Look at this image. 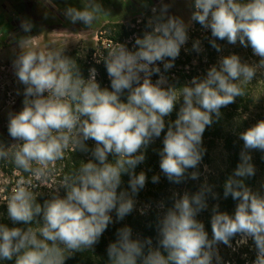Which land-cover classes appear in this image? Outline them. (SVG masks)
I'll use <instances>...</instances> for the list:
<instances>
[{"label": "clouds", "instance_id": "obj_1", "mask_svg": "<svg viewBox=\"0 0 264 264\" xmlns=\"http://www.w3.org/2000/svg\"><path fill=\"white\" fill-rule=\"evenodd\" d=\"M193 8L191 21L210 30L212 47L221 51L217 40L250 46L258 63L231 54L223 56L219 66H211L203 78L193 77L179 88L167 85L157 62L171 69L189 39V25L167 15L168 5L148 21L151 31L135 39V50L118 44L107 52L103 60L111 90L100 87L94 68L88 79L83 78L75 60L64 55V47L53 43L41 50L21 41L14 68L25 85V99L22 110L9 116L8 133L16 143L0 144V160L44 182L70 147L88 151L89 139L96 146L91 152L94 159L64 175L43 205L36 202L32 179L18 180L7 200V212L13 223L27 227L0 224V261L64 264L68 253L92 248L113 222V210L122 220L134 209V197L147 180L143 171L135 172L145 160L141 150L161 137L166 127L159 153L161 171L176 184L199 178L198 171L188 170L196 169L203 159L206 128L214 116L219 119L222 108L245 95L257 73L264 75V0H194ZM101 13L106 14L97 0H83L82 8L68 7L64 14L72 23L91 28ZM22 28L27 32L31 25ZM193 49L201 51L199 40L193 42ZM153 74H160L155 82ZM125 92L126 102L120 99ZM181 98L177 118L166 126L165 117ZM239 138L243 141L239 162L223 184L224 197L237 202L235 211L229 214L219 211V205L213 207L211 238L197 219L208 207V194L216 198L212 186L204 183L194 194H174L173 205L158 221L157 247H152L151 237L134 239L128 226L118 229L116 241L107 248L109 264H213L214 260L220 264L216 246L232 247L237 236V245L254 242L252 264H264V193L246 184L256 172L251 151L264 152V119ZM124 174L130 177V192L118 191ZM158 181L154 175L152 182ZM59 187L66 190L65 196L58 194ZM159 207L164 208V203Z\"/></svg>", "mask_w": 264, "mask_h": 264}, {"label": "rangeland", "instance_id": "obj_2", "mask_svg": "<svg viewBox=\"0 0 264 264\" xmlns=\"http://www.w3.org/2000/svg\"><path fill=\"white\" fill-rule=\"evenodd\" d=\"M9 2L13 4V0H0ZM24 1L25 9H5L3 4L0 5V24L10 22L11 19L13 21L12 26L14 25L16 30L13 32L11 36L6 41H0V128L7 129L9 123V116L11 114H16L23 108V101L25 99L24 96V88L25 85L19 82L18 77L15 73L14 61L21 53V41H25V47H35L41 50H46L47 46L50 44H55L57 48L64 47V53L71 52L76 49H81L82 56L88 57L91 51L90 43H96L99 41L101 37V33L104 32V23L107 21L113 22L120 20L123 18L124 14H116L115 9L106 8L104 13L106 14H98V18L96 22L88 28V26L84 25L82 22L72 23L66 16L64 9H58V7H54L47 0H19ZM161 1V0H157ZM193 1L194 0H171V4L174 8L173 16L180 17L184 20L186 24L189 25L188 33L189 39L187 43L181 46V51H186L187 54L191 55L192 61L189 64L188 69H182L186 75H191L192 73H197L196 77L203 78L207 70L213 66H219V61L223 56L236 54L240 56L241 60L248 63H258L259 57L255 56L252 52L251 47L245 48L239 43L236 45H232L227 43L226 40H220L219 45L221 46V51H218L217 59L214 63H208L207 61V52L204 49L203 38L205 37L206 31H202V29H195L193 26V21H191V15L193 12ZM120 2H124L120 0ZM67 5L76 8L83 7V0H68ZM153 6V5H152ZM158 7V5H156ZM123 11L130 16V18L142 19L145 15H152V7L149 9H136L137 7H131L133 9H127L129 7L122 6ZM154 7V6H153ZM18 12H17V11ZM159 8L158 12L159 13ZM156 14V15H157ZM106 15H110V18L106 20ZM126 20V24L129 23L131 19ZM32 23L31 30L25 31L22 28V24H30L29 20ZM128 21V22H127ZM8 24V23H7ZM31 25V24H30ZM210 34V33H209ZM211 35V34H210ZM3 32L0 29V38H2ZM99 36V37H98ZM207 37V36H206ZM199 40L201 51L197 52L193 49V42ZM107 45V44H106ZM105 49V48H104ZM108 49V48H107ZM110 49V48H109ZM103 49L100 52L103 53ZM204 57L203 65L200 66L199 60ZM157 66L160 68V74H164V67L159 62H157ZM171 70H173L171 68ZM180 70V69H178ZM165 77V76H164ZM152 81L155 82L156 79L154 74L151 77ZM167 80V79H166ZM188 81L187 83H189ZM168 85V82H167ZM165 85V86H167ZM249 102L245 105H241L240 108L235 109L231 104L227 107L221 109V116L223 123V128L226 134L234 133L239 136V134L252 125H254L257 121L264 119V75L257 73L256 77L251 81L250 84L246 86L245 95ZM17 103L16 106H12V103ZM182 98L177 104H182ZM240 105V102H237ZM165 117V122H167V118ZM9 144L5 146H10L13 143H16L13 138L8 136ZM91 148L90 151H80L82 156L81 160L83 162H88L89 160L94 159L92 157V149L95 148L96 142L94 140L89 139L86 141ZM160 146H163V132L161 137L156 138L153 142L146 146V148L142 149L145 160L142 162L145 164L146 162V153L148 149H152V151H157ZM202 147L206 150L203 156L201 163L198 165L196 169H189L188 172L192 171L199 172V178L196 180L186 178L183 182L176 184L171 182L170 186L166 189L165 193L160 196L157 200H149L146 198H134L135 205L134 209L137 210L140 215L149 218L152 215H156L158 220L164 215L167 208H169V201L174 203V194H178L182 196L185 192L189 195L197 192L201 185L207 183L212 186V191L218 185V179L227 172L228 169V154L225 149L224 140H218L215 145H211V140L208 137L203 135L202 137ZM71 152V147L65 153V158L68 159L69 153ZM260 151L252 150L251 156L252 158L256 157ZM63 159V160H64ZM109 161H112L114 157L109 154ZM59 161L55 163L52 167V173L50 177L44 181L39 182L36 180V183L39 187L34 191L37 194V197H47L51 198L55 192V185L59 182V180L64 176L63 168L58 167ZM260 167V179L258 182V186L253 191H260L264 193V163L259 165ZM146 170V169H145ZM149 171V170H146ZM153 171H149V174H152ZM20 171L15 170L13 175L7 174L0 168V207H7V200H4L3 189L6 188V185L11 180L12 185H16L18 180L20 179ZM159 176V181L156 182V185L159 186L165 182V177L160 167L157 172ZM147 180L146 183L150 182V177L146 175ZM32 179V178H30ZM34 179V178H33ZM148 185V184H147ZM58 194L63 197L66 195V190L63 187H59ZM36 197V198H37ZM164 203V208L159 207V203ZM211 199L210 194L207 196V205L208 207L201 211L198 214L199 220L203 223L206 221L208 215L206 213H211ZM222 243L218 244L217 249Z\"/></svg>", "mask_w": 264, "mask_h": 264}, {"label": "trees", "instance_id": "obj_3", "mask_svg": "<svg viewBox=\"0 0 264 264\" xmlns=\"http://www.w3.org/2000/svg\"><path fill=\"white\" fill-rule=\"evenodd\" d=\"M7 1V0H6ZM12 1V0H11ZM40 1V0H35ZM50 4H52L54 7H58V9H64V11L71 6L67 5L68 0H47ZM124 2H120V0H97V2L106 8H111L116 10V14L122 13L124 14L123 18L117 21H107L104 23V33L100 37V41L96 43H90L91 51L88 57H83L81 54V49H76L71 52H66L64 55L72 58L75 60L81 75L83 78L88 79L90 76V69H95L97 73V82L99 83L101 88H108L111 90V81L107 74L106 66L104 63L103 58L98 62L92 60L93 56L97 53L99 48H102L103 41L104 40H111L115 43H124L127 39H129L132 35L138 34V37H142L146 31H151L150 28L147 27L148 21L152 19L155 15H147L142 19V22L140 24L137 23V19L130 18L129 15L125 11H123V5L125 7H129L127 9H133L132 6L135 7V4L138 1L142 0H123ZM145 3L144 9H149L151 0H143ZM3 4V5H1ZM1 6H3L5 9H19L24 10L25 9V3L24 1L19 0H13L12 3H7L5 1H1ZM18 10V11H19ZM17 11V10H16ZM17 11V12H18ZM158 15V14H157ZM107 18H110V15H106L105 18L102 19L106 20ZM130 18L131 20L129 23H125L126 20ZM29 20V19H28ZM108 20V19H107ZM31 26L32 23L29 20ZM96 22V21H95ZM128 22V21H127ZM8 23V24H7ZM3 24V22L0 24V29L3 32L2 38H0V41H6L9 36L15 32L16 28L13 24V21L11 19L10 22H7ZM135 28H133V26ZM193 26L195 29H199L201 25L198 22L193 21ZM189 35V33H188ZM192 36V35H189ZM213 38L211 35L209 37H204V49L207 52V61L208 63H214L217 59L218 51L212 47L210 41ZM217 44L220 43V40L216 41ZM1 43V42H0ZM131 49V47H129ZM136 48V47H135ZM135 48L131 50H135ZM110 50H104V57L107 55V52ZM192 57L191 55L187 54L186 51H181L179 53V57H177L174 61V66L172 67L173 70L164 69V74L167 79L168 85H173L176 87H181L184 84H187L188 81H191L193 77L197 76V73H192L191 75H186L184 71L178 70L180 67H186L187 65L191 64ZM204 57L200 58L199 63L200 66L203 65ZM161 63V62H159ZM155 79H159L158 74H154ZM120 99L124 102L127 101V92H125ZM237 102H240V105L237 104ZM247 102V98L245 96L237 97L235 99V102L231 105L238 109L241 105H245ZM181 107V104H176L174 107L173 112L170 114V116L167 118L166 126L169 121H174L177 118V114L179 112V109ZM213 124L211 126H208L203 133L205 137L210 138L211 145H215L218 140H224L225 142V149L228 154V169L227 172L222 175L217 181L218 185L214 189V192L216 194V198H213L212 194H210L211 199V213H206L208 215L206 221L204 222L205 230L208 232L209 238L212 236L211 231V215H212V209L215 205H219V211L227 212L229 214H234L235 207H236V201H234L230 196L228 198H225L223 195V184L227 177L231 175L236 168L238 162H239V154L243 148V141L239 138L238 135L234 133L226 134L223 128L222 119L219 117V119L213 117ZM167 131V127L165 128L163 132V136ZM9 133L8 128L7 129H1L0 128V144L8 145L9 144ZM87 145L88 151H90L89 144L85 142ZM163 146H160L157 151H152V149H148L146 153V162L145 164L140 163L136 169V174H139L141 171H143L146 175L150 177V182L145 184V187L139 191V193L134 198H146L147 201L149 200H157L160 198L162 194L165 193L166 189L170 186V181L165 177V182L163 184H160L159 186L156 185V183L152 182V177L154 175H157V172L159 170V163H160V151L162 150ZM68 159H64L59 161V166L63 168V174L66 175L70 172H72L75 168H78L79 165L83 162L81 160L82 156L80 154V150L77 149L76 151H71L69 154ZM252 163L255 166L256 172L253 177H250L246 180V184L252 189H256L258 186V182L260 179V166L264 163V152H259L256 157L252 158ZM0 168L5 171L7 174L13 175L16 168L10 161H4L0 160ZM153 171L152 174H149V171ZM19 170V169H17ZM20 171V178H28L27 173H23ZM129 175L124 174L122 176V184L118 191H129ZM148 184V185H147ZM11 188V186H9ZM47 197H37L36 202L43 205L45 200H48ZM173 205L172 201H169V207ZM110 215L113 218V222L109 224L107 229L103 232L102 236L100 237L99 241L92 246L90 249H86L83 251H76L71 252L66 255L64 264H109V258L107 255V248L110 243L115 242L117 239V230L128 226L132 230V236L133 238H139L141 240L151 237L152 238V247H157V241H158V232H157V225H158V218L156 215H152L149 218L144 217L140 215V213L133 209L130 214L126 215L122 220H118L116 216L115 210H113ZM40 219V218H37ZM197 219L199 220V217L197 216ZM0 224L7 225L8 227H21L26 228L27 225H24L22 223H13V221L8 217L7 207L3 206L0 207ZM35 227V225H33ZM240 239L239 236L232 239L231 244L232 247L226 246L223 243L218 248V253L221 258L220 264H252V262L256 258V252H255V245L254 242L249 239L247 244L243 245H237L236 241ZM147 251V249H145ZM161 251H163L161 249ZM0 264H15V259L12 260H3L0 261ZM213 264H216V261H213Z\"/></svg>", "mask_w": 264, "mask_h": 264}, {"label": "built area", "instance_id": "obj_4", "mask_svg": "<svg viewBox=\"0 0 264 264\" xmlns=\"http://www.w3.org/2000/svg\"><path fill=\"white\" fill-rule=\"evenodd\" d=\"M193 4H194V1H193ZM152 10V15H156L157 14V12H158V7L157 6H154V7H152L151 8ZM156 10L155 12L153 11V10ZM193 10H194V8H193ZM147 16V15H146ZM145 17V15L143 16V18ZM142 18V19H143ZM142 19H137L138 21H137V23L138 24H140L141 22H142ZM135 26L136 25H134L133 26V28H135ZM199 29H202V31L204 32V31H206V35L205 36H207V37H209L210 36V34H211V32H210V30H206V29H204L202 26L199 28ZM210 33V34H209ZM104 33H101V35H103ZM100 35V36H101ZM99 37V36H98ZM138 37V34H134V35H132L129 39H127L124 43H115V42H113V41H111V40H104L103 41V45H102V48H99L98 49V51H97V53L93 56V58H92V60H94V61H96V62H98L99 63V61L102 59V58H104V51H103V53L102 52H100V50H106L107 48V50H110L111 51V49H113L114 47H116L118 44H124L129 50H131V49H133V48H135L136 46H135V39ZM99 41H100V38H99ZM99 41H97V43L99 42ZM107 44V45H106ZM129 47H131V49L129 48ZM105 48V49H104ZM110 48V49H109ZM178 57H179V55H178ZM161 65H163V62H161L160 63ZM189 65H187L186 67H180V68H178V69H180V70H182V69H188L189 67H188ZM159 76H160V74H158ZM163 76H165V75H163ZM96 81H97V73H96ZM16 104L17 103H12V106H16ZM31 177H28V178H25V179H30ZM9 186H11V188H9ZM16 185H12V183H11V180L9 179V181H8V183H7V185H6V188L5 189H3V194H4V200H7L8 198H9V196H10V194H11V190L15 187ZM39 187V185L36 183V180L35 179H33L32 178V190L33 191H35L37 188Z\"/></svg>", "mask_w": 264, "mask_h": 264}, {"label": "flooded vegetation", "instance_id": "obj_5", "mask_svg": "<svg viewBox=\"0 0 264 264\" xmlns=\"http://www.w3.org/2000/svg\"><path fill=\"white\" fill-rule=\"evenodd\" d=\"M162 5H168L167 15L173 16V14H174V8H173V6L171 4V0H161L159 2L158 8L160 9L162 7Z\"/></svg>", "mask_w": 264, "mask_h": 264}, {"label": "crops", "instance_id": "obj_6", "mask_svg": "<svg viewBox=\"0 0 264 264\" xmlns=\"http://www.w3.org/2000/svg\"><path fill=\"white\" fill-rule=\"evenodd\" d=\"M159 2L160 1H157V0H151V3H150V6L153 7V6H156V5H159ZM145 3L142 1H138L135 6L137 7L136 9H144L145 8ZM153 5V6H152Z\"/></svg>", "mask_w": 264, "mask_h": 264}]
</instances>
